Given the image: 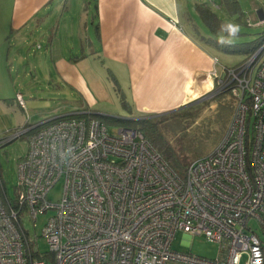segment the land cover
Returning a JSON list of instances; mask_svg holds the SVG:
<instances>
[{
  "label": "built area",
  "instance_id": "built-area-1",
  "mask_svg": "<svg viewBox=\"0 0 264 264\" xmlns=\"http://www.w3.org/2000/svg\"><path fill=\"white\" fill-rule=\"evenodd\" d=\"M262 53L264 45L214 74L235 108L218 146L184 175L136 128L110 132L96 118L71 116L32 132L16 166L15 200L0 179V264H48L49 255L53 264H264ZM16 101L25 107L19 92ZM60 180L61 197L51 203ZM50 209L40 234L48 251L32 252L19 214L36 221ZM179 231L218 244L219 253L174 249Z\"/></svg>",
  "mask_w": 264,
  "mask_h": 264
},
{
  "label": "crops",
  "instance_id": "crops-1",
  "mask_svg": "<svg viewBox=\"0 0 264 264\" xmlns=\"http://www.w3.org/2000/svg\"><path fill=\"white\" fill-rule=\"evenodd\" d=\"M199 3L195 0H0V115L11 102L25 110L16 101V93L21 92L12 79L10 48L23 47L34 37L46 41V51L58 57L53 67L61 81L71 90L87 95L90 106L112 102L99 74L95 73L99 67L105 79L121 88V94L129 101L127 111L132 119L173 113L192 101L213 97L214 74L222 75L226 66L219 63L213 48L197 37L199 34L205 37L192 13V9L197 12ZM87 10L91 12L89 26ZM16 52L21 53L18 48ZM65 53L69 56L65 57ZM90 84L94 85L93 89ZM27 93L31 100L33 92ZM69 109L64 110V116L47 119L30 129L58 118L92 117L94 111ZM95 111L101 116L108 114ZM232 114L233 110L227 115V126Z\"/></svg>",
  "mask_w": 264,
  "mask_h": 264
},
{
  "label": "rangeland",
  "instance_id": "rangeland-1",
  "mask_svg": "<svg viewBox=\"0 0 264 264\" xmlns=\"http://www.w3.org/2000/svg\"><path fill=\"white\" fill-rule=\"evenodd\" d=\"M195 1L211 8L219 20V26L213 30L200 19L198 12L192 9L197 20L196 24L204 30L205 37L202 38L200 34L197 37L199 36L204 44L213 48L222 66H234L244 58L238 43L255 40L264 34V0H236L238 10L234 12L229 10L221 0ZM90 5L92 6V2ZM88 11V16L85 17L88 19L89 26L91 12ZM247 19L250 24L246 23ZM91 32L92 28L90 35ZM17 48L21 51L19 55L16 52ZM10 49L9 61L13 63L12 79L16 89L24 95L26 102L25 110H20L14 102H11L0 115L2 128L0 139L7 140L12 137L0 146L1 187L2 192L11 201L18 195L16 166L28 151L29 136L33 132L30 127L56 116H64L62 115L64 110H71L70 107L93 109L92 117L102 121L110 132H116L120 127H133L140 130L179 175L185 174V170L193 160L208 155L218 146L228 127L227 115L235 108V99L232 94L229 91L220 90L215 81L214 96L211 98H205L201 102L202 99L192 101L188 103V106L173 113L155 116L144 122L133 121L127 108L122 104L123 100L127 104L129 101L121 94V88L117 87L116 83L104 78L105 73L101 67L96 69L95 73L99 74L100 80L111 97L109 101L112 102L111 104L98 103L93 107L87 101V95L71 90L61 81L59 73L53 67L58 57L46 51V41L38 37L29 38L23 47L12 46ZM14 56H21V58L14 60ZM64 56L69 55L65 53ZM217 69L220 71V66H217ZM89 82L92 81L89 80ZM90 86L94 88V85L90 84ZM122 89L126 94V89L124 87ZM28 90L33 92L34 97L31 100L27 96ZM95 110L105 111L108 114L101 116ZM112 116L124 118V121H114ZM62 183V180L58 181L49 190L47 199L51 203H57L60 199ZM53 212V209L48 210L39 215L36 221L29 218L25 211L19 214L30 251L41 254L48 251V244L40 234ZM258 234L264 239L260 229ZM172 247L177 250H189L197 256L206 258H214L219 253L218 244L206 241L201 235L187 237L181 231L175 234ZM50 256L48 264H53Z\"/></svg>",
  "mask_w": 264,
  "mask_h": 264
},
{
  "label": "trees",
  "instance_id": "trees-1",
  "mask_svg": "<svg viewBox=\"0 0 264 264\" xmlns=\"http://www.w3.org/2000/svg\"><path fill=\"white\" fill-rule=\"evenodd\" d=\"M223 2V4L231 11H237L238 10V4L236 0H221ZM197 6V12L198 15L200 17V19L211 29H215L219 26V20L216 17V15L214 14V12L206 5H204L203 3H199L196 5ZM212 41V40H211ZM237 45H240L241 47V52H243L244 54V58L241 61H244L246 59H248L251 55H253L262 45H264V34L260 35L258 38H256L255 40L246 42V43H238ZM240 61V62H241ZM122 104L125 108H129L128 104L125 100L122 101ZM80 116H85L87 117V115H80ZM106 118H110V117H106ZM105 118V119H106ZM114 121H124V118H119V117H113ZM141 121L144 122L147 119H141V118H134L133 121ZM44 123L41 125L43 126ZM40 126V127H41ZM39 127H35L32 128V131L34 132L36 129H38ZM133 128V127H132ZM140 131V130H139ZM146 138V137H145ZM165 160L166 158L164 156H162ZM167 161V160H166ZM168 162V161H167ZM169 163V162H168ZM170 165V164H169ZM171 166V165H170ZM172 167V166H171ZM33 256H35V253H32Z\"/></svg>",
  "mask_w": 264,
  "mask_h": 264
}]
</instances>
